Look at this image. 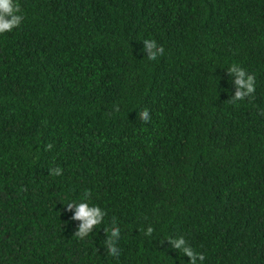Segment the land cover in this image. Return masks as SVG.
<instances>
[{
  "label": "trees",
  "instance_id": "trees-1",
  "mask_svg": "<svg viewBox=\"0 0 264 264\" xmlns=\"http://www.w3.org/2000/svg\"><path fill=\"white\" fill-rule=\"evenodd\" d=\"M16 2L24 19L0 33V264H190L179 237L197 264H264V0ZM232 65L255 77L235 103ZM86 190L106 215L80 239L67 204Z\"/></svg>",
  "mask_w": 264,
  "mask_h": 264
},
{
  "label": "clouds",
  "instance_id": "clouds-1",
  "mask_svg": "<svg viewBox=\"0 0 264 264\" xmlns=\"http://www.w3.org/2000/svg\"><path fill=\"white\" fill-rule=\"evenodd\" d=\"M22 10L20 5L16 0H0V33L11 31L13 28L20 26L22 20L24 19L21 14ZM144 47L148 49V59L154 60L158 55L164 54L163 46L157 45L154 40H144ZM230 73L236 75L235 83L237 85V91L235 95L230 99V102L235 103L238 100H243L245 97L251 96L255 92V77L252 74H248L244 69L238 67L237 65H232L228 68ZM140 118L144 122L150 120V113L147 109L140 113ZM52 145L48 144L47 149H51ZM50 174L61 175L62 170L57 167L50 170ZM90 197V193L86 190L84 192V199L80 202H70L67 204V209L71 210L73 205H75L76 211L72 219H78L81 221L78 230L74 233L80 239L86 237L91 230L103 222L106 213L96 205H90L87 200ZM113 220V226L108 229L105 228L104 231L109 233L105 244L107 251L110 255L114 257H119L120 250L116 246L120 237V228L115 226ZM153 232L152 227L146 229L145 234L151 235ZM171 246L177 250H180L187 255L190 259V264H197V257L200 261L205 259L202 253H196L184 240L183 237L176 239L168 238Z\"/></svg>",
  "mask_w": 264,
  "mask_h": 264
}]
</instances>
